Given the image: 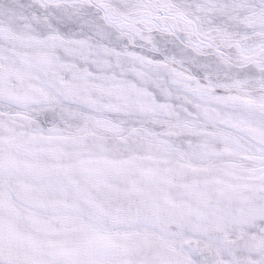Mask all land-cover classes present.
I'll use <instances>...</instances> for the list:
<instances>
[{
    "label": "snow or ice",
    "instance_id": "obj_1",
    "mask_svg": "<svg viewBox=\"0 0 264 264\" xmlns=\"http://www.w3.org/2000/svg\"><path fill=\"white\" fill-rule=\"evenodd\" d=\"M0 264H264V0H0Z\"/></svg>",
    "mask_w": 264,
    "mask_h": 264
}]
</instances>
